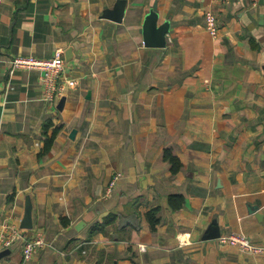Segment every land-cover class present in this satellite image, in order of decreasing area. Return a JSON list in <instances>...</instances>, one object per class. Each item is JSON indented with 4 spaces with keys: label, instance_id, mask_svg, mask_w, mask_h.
Listing matches in <instances>:
<instances>
[{
    "label": "crops",
    "instance_id": "1",
    "mask_svg": "<svg viewBox=\"0 0 264 264\" xmlns=\"http://www.w3.org/2000/svg\"><path fill=\"white\" fill-rule=\"evenodd\" d=\"M120 1L0 5V230L22 235L0 264H264L216 239L264 244V0H125L107 17ZM154 5L164 48L144 40ZM57 48L76 85L47 102L10 61Z\"/></svg>",
    "mask_w": 264,
    "mask_h": 264
},
{
    "label": "built area",
    "instance_id": "2",
    "mask_svg": "<svg viewBox=\"0 0 264 264\" xmlns=\"http://www.w3.org/2000/svg\"><path fill=\"white\" fill-rule=\"evenodd\" d=\"M2 2L3 0H0V5ZM205 25L212 36L218 35L220 24L213 11L206 12ZM19 69L35 70L40 73L43 100L47 102L56 101L67 88L76 85V80L68 78L65 74L64 49L62 48H57L49 58H40L34 55L15 56L10 61V74L12 75ZM21 238V230L17 226L6 223L0 230V244L3 247H12ZM217 239L220 243L238 246L249 253L264 255V244L252 241L243 233L221 234ZM47 244L43 233H37L31 238L25 239L23 241L24 258L31 260ZM140 248L143 251L146 250V246L143 244Z\"/></svg>",
    "mask_w": 264,
    "mask_h": 264
},
{
    "label": "water",
    "instance_id": "3",
    "mask_svg": "<svg viewBox=\"0 0 264 264\" xmlns=\"http://www.w3.org/2000/svg\"><path fill=\"white\" fill-rule=\"evenodd\" d=\"M125 11V0L117 3L112 11H107L106 16L116 21H121ZM169 23L158 25L157 5H154L150 14L144 23L143 32L146 46L164 48L167 44V33L169 31ZM221 234L216 236V239Z\"/></svg>",
    "mask_w": 264,
    "mask_h": 264
},
{
    "label": "trees",
    "instance_id": "4",
    "mask_svg": "<svg viewBox=\"0 0 264 264\" xmlns=\"http://www.w3.org/2000/svg\"><path fill=\"white\" fill-rule=\"evenodd\" d=\"M53 141V137L49 138L46 142H47V145L51 144ZM166 157L167 158H170V160L172 161L173 163V169L174 171H177L181 165V162L179 160L178 157L174 156L170 150H167L166 151ZM180 196L177 195V196H172V203H173V198H179ZM157 213H158V208H154L152 209L149 213H148V218L150 219L151 223L153 226H155L157 223H158V217H157Z\"/></svg>",
    "mask_w": 264,
    "mask_h": 264
},
{
    "label": "rangeland",
    "instance_id": "5",
    "mask_svg": "<svg viewBox=\"0 0 264 264\" xmlns=\"http://www.w3.org/2000/svg\"><path fill=\"white\" fill-rule=\"evenodd\" d=\"M120 177V174L118 175V178ZM118 178H116L112 183H115L116 182V180L118 179Z\"/></svg>",
    "mask_w": 264,
    "mask_h": 264
}]
</instances>
